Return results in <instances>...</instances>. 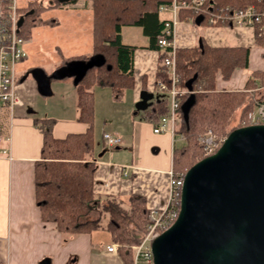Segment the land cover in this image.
Segmentation results:
<instances>
[{
  "label": "trees",
  "instance_id": "16d2710c",
  "mask_svg": "<svg viewBox=\"0 0 264 264\" xmlns=\"http://www.w3.org/2000/svg\"><path fill=\"white\" fill-rule=\"evenodd\" d=\"M48 1L50 4H43ZM78 0L59 3L56 0H25L26 6L20 11L23 22L20 35L27 41L36 27L54 25L52 19H42L41 15L50 9L72 5ZM173 0H88L92 12V55H102L103 66L86 72L75 86L78 120L88 123L84 134H70L64 139L52 136L53 119H34V126L42 134L40 160L34 166V199L40 210V218L45 223L54 224L61 234H89L102 229L108 233L111 242L118 246V254L126 264H132L131 247L138 244L140 237L152 222L150 210L146 208L143 196L131 194L126 201L106 196L97 199L93 193L94 139L92 120L95 86L109 88L114 100H121L124 93L134 86V51L132 46L120 42L123 27H140L150 39V48L159 51L156 79L168 83L157 40L162 37V23L158 8L169 7ZM181 2L183 0H175ZM215 8H245L250 5L264 7L256 0H212ZM196 14L191 10H180L179 20L195 23ZM204 21H201L202 24ZM81 55L63 58L58 67L71 60H87ZM248 50L242 47H201L176 49L175 67L179 77L178 88L185 93L179 104L188 98L185 83L192 79L194 103L188 112V122L181 120L175 135H182L183 145L173 148L171 166L175 174H184L195 163L203 159L197 138L210 130L216 136H227L239 128V122L253 111L255 101L250 91L264 87V73L251 72L241 91L216 90V77L224 81L230 78L235 68L246 69ZM155 88V87H154ZM169 111V100L162 97L147 109L148 122L157 125L159 119ZM237 120V126L230 127ZM99 211V219L80 223L91 206Z\"/></svg>",
  "mask_w": 264,
  "mask_h": 264
},
{
  "label": "crops",
  "instance_id": "0c3cea01",
  "mask_svg": "<svg viewBox=\"0 0 264 264\" xmlns=\"http://www.w3.org/2000/svg\"><path fill=\"white\" fill-rule=\"evenodd\" d=\"M21 4L25 7V0H22ZM68 6L88 14L90 17L88 28L82 32L83 38H80V42L77 41L75 47H70L69 42L56 44L54 47L61 52L62 59L81 55L90 56L92 54V12L88 6V0H78ZM158 13L161 23L168 18L166 13L159 11ZM55 25L36 27L33 31L48 26L54 28ZM202 26H204L203 29H201ZM127 28L132 27L121 29L120 42L123 45L134 47L135 51L134 86L129 89L132 90L129 103H123L126 105L123 118L126 127L120 130L118 125L105 124V122H103L104 125L96 126V108L93 113L94 120L91 125L93 139L97 130L106 148L108 147L102 139L104 133L118 135L120 139L121 135H124L130 138L132 145H135L137 137L148 135L145 123L135 121L132 117L143 112L144 120L147 121L144 111L151 109V105L162 97H166V93L160 92L164 95L160 94L158 100L152 101L153 93L157 90L155 82L157 81L159 51L150 48V39L143 34L140 27L136 28L141 30L143 41L140 47L136 46L134 40H130V34L124 33ZM174 41L176 49L198 47L199 42H203L207 47H242L248 50L246 69L235 68L226 81L220 76L216 77V90L218 91H241L251 72L264 73V48L257 44L250 28L210 26L205 22L196 25L188 19L180 20L175 29ZM27 69L29 68L22 71ZM65 87L66 93L62 97L65 100L61 111L62 118H58L60 111L58 112L57 107L49 108L40 114L28 110L25 100H22L24 88L16 85L14 94L19 103L12 110L0 108V134L9 138L8 146L11 157L10 159L0 157V264H40L43 259H49V264H126L121 260L118 252L117 254L107 252L106 246L113 243L106 231L107 237L102 241L98 240L96 232L98 230L89 234L66 235L58 232L54 224L45 223L40 218V210L34 199V166L40 160L42 134L34 126V119H53L55 123L52 127V136L55 139H64L70 134H84L90 127L88 123L78 120L75 86L71 83ZM142 91L151 93L152 98L148 101L149 105L144 111L136 112L134 105L139 101ZM92 93L94 98L93 89ZM249 95L252 100L264 97V87L250 91ZM122 100H120L121 103ZM95 103L96 101H94V107ZM147 123L152 129V135L156 138L153 143L157 151L149 159H140L136 148H133L129 159L124 158L127 162L114 163L110 161L113 158L112 154L102 152L97 155L93 147L96 165L93 175V193L97 199L111 196L126 201L129 195L137 194L145 198L146 208L150 211L158 212L164 207L168 192L167 172L171 168L173 151L171 136L168 132L154 133L155 125L148 121ZM95 205L96 202L89 212L80 218V223L99 219Z\"/></svg>",
  "mask_w": 264,
  "mask_h": 264
},
{
  "label": "water",
  "instance_id": "95a60500",
  "mask_svg": "<svg viewBox=\"0 0 264 264\" xmlns=\"http://www.w3.org/2000/svg\"><path fill=\"white\" fill-rule=\"evenodd\" d=\"M201 21L198 16L195 24ZM22 22L23 17L19 27ZM104 63L102 55H92L68 61L50 75L39 68L28 74L37 92L50 96L51 80L71 78L76 86L88 70ZM193 78L185 83L189 96L180 106L185 123L194 103ZM151 98L142 91L136 112L144 111ZM151 251L153 264H264V124L232 130L213 155L186 171L177 218L152 241Z\"/></svg>",
  "mask_w": 264,
  "mask_h": 264
},
{
  "label": "built area",
  "instance_id": "2783aa9c",
  "mask_svg": "<svg viewBox=\"0 0 264 264\" xmlns=\"http://www.w3.org/2000/svg\"><path fill=\"white\" fill-rule=\"evenodd\" d=\"M263 4L264 0H256ZM22 0H0V108H12L19 103L14 94L16 65L26 58L25 41L20 35L19 20L23 17L20 10L23 8ZM191 10L196 17L210 26L247 27L254 33L257 44L264 48V7L250 5L245 8L231 9L229 7L215 8L212 0H183L172 1L169 7L160 6L158 11L166 13L168 18L162 21V37L157 40L160 51L165 53L162 65L168 83L161 80L155 82L160 92L169 97V111L159 123L154 126V133L168 132L171 144L178 139L183 141L182 135H175L176 129L182 120L179 98L185 91L178 88L179 77L176 73L174 41L175 29L179 24V11ZM264 124V98L256 100L254 109L246 118L239 122V127ZM102 139L108 148L121 145L118 135L104 133ZM225 137L219 138L212 131L206 130L198 136L197 141L202 149L203 157L213 155L221 146ZM9 138L0 134V157L10 159L8 146ZM7 144V145H6ZM168 192L164 207L160 211H150L152 222L146 232L140 237L138 244L132 250V264H153L151 243L163 231L168 229L176 220L180 208V194L184 174H175L170 168L167 172ZM109 253L117 254L118 246H106Z\"/></svg>",
  "mask_w": 264,
  "mask_h": 264
},
{
  "label": "rangeland",
  "instance_id": "374dc122",
  "mask_svg": "<svg viewBox=\"0 0 264 264\" xmlns=\"http://www.w3.org/2000/svg\"><path fill=\"white\" fill-rule=\"evenodd\" d=\"M42 3L50 4V2L48 1H42ZM41 17L44 20L52 19L56 21V25L54 26V28L48 26L47 28H38L37 30H34L32 32L31 38L25 41L24 48L26 52V59L16 65L15 85L22 86L24 88L22 100H25V104L27 105L28 110H31L36 114H40L47 111L49 108L57 107L58 112L60 111L58 118H62L63 113H61V111L63 110V107L65 105V100H63L62 97L66 93L65 86L71 84L72 80L69 78L63 80H51V95L41 96L36 90V83L32 77L28 76L23 82L19 83L20 79L23 77L22 70L26 68H29L28 70L39 68L42 69L47 75H50L60 65L63 57L61 52L58 51L54 46L56 44H65L66 42H69L71 44L70 47H75L74 45L77 43V41L80 42V38H83L82 32L88 28L90 17H88L87 13L75 8L73 9L70 6H62L59 8L47 10L41 15ZM203 27L204 26H202L201 29H203ZM124 33H129L130 40H134V44H136V46H141L143 35L141 34V30L139 28H127L125 29ZM93 91L94 101H96L94 107V109L96 108V126L104 125L103 122H105V124L113 123L115 124V126L118 125V128H120V130H122V128H125L126 123H124L123 118L124 112L126 111V105H124L123 103H129V95L132 90H127L125 92L126 99H121L122 103L120 102V100H114L112 98L111 92L107 87L96 86L93 88ZM160 94L163 93H160V91L157 89L153 93L152 101L158 100ZM165 95L166 97H168L167 94ZM75 100L76 99L74 97V102ZM69 105L70 104H68V106ZM69 112L67 113L68 116ZM142 113L143 112H139V115L132 118L135 121L141 122L142 124L145 123L148 135H141V138L137 137L135 145H132L130 138L121 135V145L119 146L118 150H115L114 148L109 149L103 146L102 140L97 134L96 130L94 134V148L97 155L102 152L105 154H112L113 158L110 159V161L114 163L127 162L125 160L129 159L131 150L133 148H136L137 154L140 159L145 160L149 159L150 156H153L154 149L156 148V145L153 142L156 138L152 135V129L151 127L149 128V124L146 120H144V116ZM235 126H237L236 119H234L230 127ZM217 137L222 138V136ZM182 145L183 141L181 140L177 139L174 142L175 148H179ZM97 212L100 216L99 211ZM96 232L98 233V240L100 241L107 237L104 230H98Z\"/></svg>",
  "mask_w": 264,
  "mask_h": 264
},
{
  "label": "flooded vegetation",
  "instance_id": "af4514ba",
  "mask_svg": "<svg viewBox=\"0 0 264 264\" xmlns=\"http://www.w3.org/2000/svg\"><path fill=\"white\" fill-rule=\"evenodd\" d=\"M28 72H29L28 69L23 72V76H25V79L29 76Z\"/></svg>",
  "mask_w": 264,
  "mask_h": 264
}]
</instances>
